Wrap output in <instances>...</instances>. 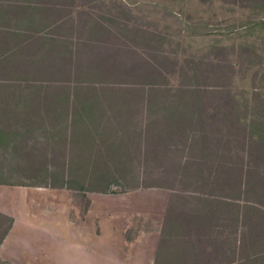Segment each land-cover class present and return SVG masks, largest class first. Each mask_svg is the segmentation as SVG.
Here are the masks:
<instances>
[{
	"label": "rangeland",
	"instance_id": "374dc122",
	"mask_svg": "<svg viewBox=\"0 0 264 264\" xmlns=\"http://www.w3.org/2000/svg\"><path fill=\"white\" fill-rule=\"evenodd\" d=\"M263 4L0 0V183L161 189L180 264H264Z\"/></svg>",
	"mask_w": 264,
	"mask_h": 264
},
{
	"label": "crops",
	"instance_id": "0c3cea01",
	"mask_svg": "<svg viewBox=\"0 0 264 264\" xmlns=\"http://www.w3.org/2000/svg\"><path fill=\"white\" fill-rule=\"evenodd\" d=\"M33 40L10 44L8 54ZM91 187L89 180L75 187L0 183V217L10 220L0 239V262L180 264V233L165 226L164 191L118 190V181Z\"/></svg>",
	"mask_w": 264,
	"mask_h": 264
},
{
	"label": "trees",
	"instance_id": "16d2710c",
	"mask_svg": "<svg viewBox=\"0 0 264 264\" xmlns=\"http://www.w3.org/2000/svg\"><path fill=\"white\" fill-rule=\"evenodd\" d=\"M263 7H264V4H263ZM263 11H264V8H261ZM238 30H235L234 33H240V32H246V35L248 36L249 34H253L256 30L258 29H261L264 31V20L261 19V21H254V22H250L248 24H245V25H241L237 28ZM239 29H242V30H239ZM252 50L254 52H259V51H256L254 46H252ZM167 60H173V64H176V62H178V58L173 56V55H170L169 57H166ZM185 61H189L190 63H194V59L193 57H188L187 59H185ZM195 64V63H194ZM156 69V68H155ZM156 73H158V76H162V72L160 70H155ZM175 71L171 72V73H168L167 76H162L163 78V82H157V80L153 81L151 85H155V86H168L170 85L171 83V80L168 78V76L170 75H173L175 76ZM195 74V73H194ZM196 76V74H195ZM185 85V83L183 84ZM165 91L166 89H162V91ZM264 89L262 88L261 91H263ZM159 91V90H158ZM175 90H171L170 92L174 93ZM167 92V90L165 91ZM180 91H178V94L179 95H176L175 97H182L185 96L186 94V90H182L180 93ZM262 93V92H261ZM240 110H243L244 112H247L248 111V108L247 107H244L243 106V109L239 108ZM263 110V109H262ZM243 114L241 113L238 117V122H239V125L240 127L243 129H249L250 131L253 130L251 132V140H252V144H254L255 142H259V144L262 145V142H264V137L263 136H260V134H264V128L263 129H260V126L262 124H264L263 122V115H264V110L262 111V115H260V113H255L253 114V119H252V122H249L247 120V118H245V116H242ZM261 121V122H260ZM252 126V127H251Z\"/></svg>",
	"mask_w": 264,
	"mask_h": 264
}]
</instances>
